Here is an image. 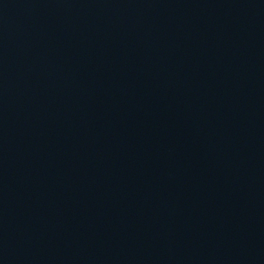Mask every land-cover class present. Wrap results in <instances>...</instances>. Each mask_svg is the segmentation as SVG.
<instances>
[{"label":"water","instance_id":"water-1","mask_svg":"<svg viewBox=\"0 0 264 264\" xmlns=\"http://www.w3.org/2000/svg\"><path fill=\"white\" fill-rule=\"evenodd\" d=\"M0 264H264V0H0Z\"/></svg>","mask_w":264,"mask_h":264}]
</instances>
